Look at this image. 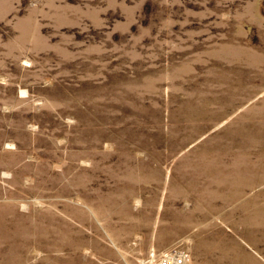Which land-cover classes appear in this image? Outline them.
<instances>
[{
	"label": "rangeland",
	"instance_id": "374dc122",
	"mask_svg": "<svg viewBox=\"0 0 264 264\" xmlns=\"http://www.w3.org/2000/svg\"><path fill=\"white\" fill-rule=\"evenodd\" d=\"M264 264V0H0V264Z\"/></svg>",
	"mask_w": 264,
	"mask_h": 264
},
{
	"label": "built area",
	"instance_id": "2783aa9c",
	"mask_svg": "<svg viewBox=\"0 0 264 264\" xmlns=\"http://www.w3.org/2000/svg\"><path fill=\"white\" fill-rule=\"evenodd\" d=\"M153 264H189L186 252L170 248L159 254Z\"/></svg>",
	"mask_w": 264,
	"mask_h": 264
}]
</instances>
